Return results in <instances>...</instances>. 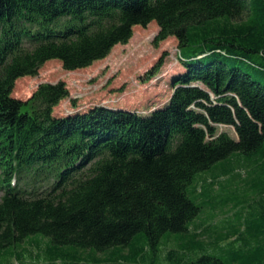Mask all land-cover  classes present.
Returning a JSON list of instances; mask_svg holds the SVG:
<instances>
[{
  "label": "trees",
  "instance_id": "obj_1",
  "mask_svg": "<svg viewBox=\"0 0 264 264\" xmlns=\"http://www.w3.org/2000/svg\"><path fill=\"white\" fill-rule=\"evenodd\" d=\"M152 21L183 68L158 108L57 117L62 81L12 96L45 61L85 68ZM0 188L9 264L29 246L46 264H158L171 239L167 264H264V0H0ZM203 200L218 224L192 226Z\"/></svg>",
  "mask_w": 264,
  "mask_h": 264
},
{
  "label": "rangeland",
  "instance_id": "obj_2",
  "mask_svg": "<svg viewBox=\"0 0 264 264\" xmlns=\"http://www.w3.org/2000/svg\"><path fill=\"white\" fill-rule=\"evenodd\" d=\"M157 31L158 27L154 21L144 28L139 25L134 26L127 43L114 45L105 58L71 72L63 69L57 60L45 61L35 76H26L16 80L12 96L25 101L38 85L62 81L68 89L69 96L53 108L54 116L59 117L86 111L95 105L135 110L142 113L150 112L168 101L171 92H173L171 80L183 71L178 56L177 40L174 37H168L156 44L154 39ZM220 129L234 134L230 127L220 126ZM223 179L221 178V180ZM217 189L218 186L210 195H218L221 203L219 196L221 189ZM2 192L0 188V196ZM197 203L202 209L192 226L201 222L218 224L222 220L224 213H222L220 203H217L218 211L215 213L211 212L210 203L204 200ZM226 210L228 211V209ZM231 215L229 212L227 219L233 222L235 216ZM172 245L175 246L173 239L160 248L159 255H157L158 264H167L165 254L172 249ZM29 249L32 254L24 255L26 264L47 263L43 254L39 253L36 247L29 246ZM99 256L100 254L95 257L99 258ZM8 261H10V257L0 255V264H9ZM11 262L16 264L13 260ZM143 262L144 260L141 262L138 260L134 264H149ZM53 264H61V262L57 260Z\"/></svg>",
  "mask_w": 264,
  "mask_h": 264
}]
</instances>
